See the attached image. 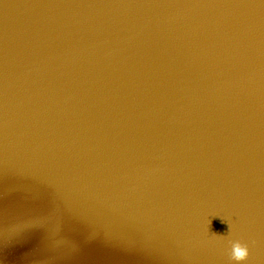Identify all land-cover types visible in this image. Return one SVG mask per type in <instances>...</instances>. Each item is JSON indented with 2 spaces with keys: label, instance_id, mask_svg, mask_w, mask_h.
Listing matches in <instances>:
<instances>
[{
  "label": "water",
  "instance_id": "water-1",
  "mask_svg": "<svg viewBox=\"0 0 264 264\" xmlns=\"http://www.w3.org/2000/svg\"><path fill=\"white\" fill-rule=\"evenodd\" d=\"M0 264H264V0H0Z\"/></svg>",
  "mask_w": 264,
  "mask_h": 264
},
{
  "label": "clouds",
  "instance_id": "clouds-1",
  "mask_svg": "<svg viewBox=\"0 0 264 264\" xmlns=\"http://www.w3.org/2000/svg\"><path fill=\"white\" fill-rule=\"evenodd\" d=\"M249 249L246 244H241L239 241L232 244L231 259L235 261H245L249 258Z\"/></svg>",
  "mask_w": 264,
  "mask_h": 264
}]
</instances>
